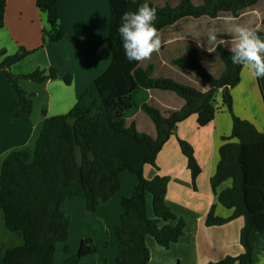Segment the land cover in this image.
<instances>
[{
	"label": "trees",
	"instance_id": "obj_1",
	"mask_svg": "<svg viewBox=\"0 0 264 264\" xmlns=\"http://www.w3.org/2000/svg\"><path fill=\"white\" fill-rule=\"evenodd\" d=\"M179 0L175 6L167 3L157 8L155 24L158 30L167 28L185 18L211 19L221 15L239 17L255 7L259 0ZM111 19L108 46L111 62L107 69L93 80L66 114L46 117L35 145L11 150L2 160L0 169V212L8 230L23 238V244L14 247L0 246V264H57L56 252L64 244L68 257L62 264H82L85 257L97 251L92 238H84L78 250L72 252L68 244L71 217L66 202L81 198L86 208L95 212L100 204L112 199L121 188V173L128 171L138 178L131 195L122 199L121 222L116 226V236L121 246L115 264H149L150 249L147 237L152 236L157 244L170 248L185 234L186 222L172 212L166 203L169 177L156 175L147 179L146 165L158 168L156 160L175 133L180 122L197 115L198 125L210 124L219 111L217 96L220 89L222 103L233 120L232 132L223 136L219 149V162L210 182L217 200L232 215L219 217L212 205L206 224L224 225L243 217L240 242L244 248L238 256H228L210 264H255L256 246L252 234H264V226L258 218L264 209L253 210L247 200V171L243 154L249 146L264 145V133L250 120L240 118L233 108L231 88L241 81L244 67L231 63V53L223 44L216 49L222 61L221 74L213 75L205 68L196 54L189 49L188 55L176 58L173 64L190 71L207 85L202 90L193 85L180 83L173 78L157 77L152 67L141 62H128L124 56L117 31L121 15L135 11L144 0H109ZM7 0H0V29L5 24ZM37 6L46 13L50 29L44 30V44L63 38L60 25L58 0H37ZM258 34L264 36V18ZM33 51L20 47L9 55L0 51V71L10 80L18 106L14 119L29 117L33 112V93L26 91L21 82L29 80L44 84L51 79L62 78L71 84L73 77H61L55 67L38 68L30 73L15 75L11 66ZM158 89L171 91L185 100L178 110L163 112L147 101V91ZM142 109L153 122L156 136L139 131L134 121L128 118ZM182 153L187 158L192 183L201 167L195 157L193 146L179 139ZM231 180L230 187L219 188ZM255 188L264 193V176ZM148 194L152 195L154 218L147 212ZM178 219V220H177ZM177 220L175 224L170 221ZM164 222L161 225V222ZM103 264H108L105 259Z\"/></svg>",
	"mask_w": 264,
	"mask_h": 264
},
{
	"label": "crops",
	"instance_id": "obj_2",
	"mask_svg": "<svg viewBox=\"0 0 264 264\" xmlns=\"http://www.w3.org/2000/svg\"><path fill=\"white\" fill-rule=\"evenodd\" d=\"M58 2L63 38L54 43L44 44L43 33L44 30L48 31L50 26L46 13L37 6V0H7L5 24L0 29V51L5 49L9 55L18 52L20 47L33 51L23 60L13 64L11 72L20 75L38 68L55 67L61 77L72 75L73 80L71 84H67L62 78L51 79L44 84L36 83L32 90L25 89L34 94L33 112L29 117L14 119L13 113L18 102L11 90L9 78L0 71V169L3 158L11 150L29 145L46 117L69 112L84 90L111 62L108 46L111 19L109 0H58ZM263 18L264 0H260L255 7L239 17L221 15L214 19L208 17L182 19L159 31L161 49L154 52L150 58L141 61V64L144 67H152L157 77L173 78L184 84H188L186 79L196 81L197 78L190 71L179 69L173 64L176 58L188 55L189 49L195 46L192 44L185 47L184 44L164 46L168 40L172 41V35L165 31L179 26L182 31L189 29L190 32L179 34L180 36L174 37L173 40L185 38L198 44L202 41L210 48L205 52L211 54L209 51H215L209 57L202 58L201 62L213 75L218 76L216 73L222 70V61L216 49L217 45L221 43L229 49L236 42V26L257 29ZM199 29L206 31L203 37L195 32ZM210 33L216 35V40H208ZM215 68L216 72H213ZM202 90H207L206 84ZM222 92L220 89L217 93L219 111L210 124L199 126L197 115L180 122L157 157L158 168L153 165L145 166L144 175L147 179H152L156 175L169 177L166 203L178 219L182 218L186 222L185 234L177 242L172 243L170 248L160 246L152 236L147 237L151 255L149 264H210L228 256H238L244 251L240 242L244 226L243 217L224 225L206 224L212 205H215L216 215L219 217H228L233 213L232 209L218 202L210 182L219 162V149L224 142L222 137L230 135L233 127L232 116L222 103ZM231 94L236 115L250 120L264 133V106L260 99L261 94L264 95V77L257 78L250 69L244 67L241 81L231 88ZM147 95V101L164 113L178 110L185 104L183 98L171 91L149 89ZM37 103L40 104L41 112L36 113ZM128 121H134L139 131L156 136L153 122L142 109L130 116ZM180 138L193 146L195 157L201 167L196 187L192 183L191 173L187 167V158L179 145ZM243 161L247 171V182L250 185L247 188L248 203L253 210L264 209V193L261 194L254 186L264 176V145L247 147ZM121 182L118 193L109 201L100 204L95 212L89 211L81 198L66 202V210L71 217L68 240L71 251L76 252L84 238H92L97 246V251L85 257L82 264H103L105 259L108 264H115L120 256L121 246L116 236V226L121 222L122 199L132 194L138 178L125 171L121 173ZM231 184L229 180L222 184L219 190L230 187ZM148 196V216L154 218L153 200L151 207L152 195ZM177 220L170 222L175 224ZM258 222L264 226V215L258 218ZM4 223V216L0 212V246L14 247L23 244V238L20 237L16 242L13 235L7 233ZM163 224L162 221L161 225ZM252 241L257 249L255 264H264V234L253 233ZM60 255L57 248L55 257L57 264H62L68 257L65 251ZM92 258H95L93 262L86 263Z\"/></svg>",
	"mask_w": 264,
	"mask_h": 264
},
{
	"label": "clouds",
	"instance_id": "obj_3",
	"mask_svg": "<svg viewBox=\"0 0 264 264\" xmlns=\"http://www.w3.org/2000/svg\"><path fill=\"white\" fill-rule=\"evenodd\" d=\"M157 8L144 0L135 11H125L120 17L117 29L120 44L128 62H141L159 52L162 41L159 30L154 23ZM235 44L231 45V63L247 67L257 78L264 77V36L258 34V29L244 26L235 27ZM216 35L210 33L208 40H216Z\"/></svg>",
	"mask_w": 264,
	"mask_h": 264
},
{
	"label": "rangeland",
	"instance_id": "obj_4",
	"mask_svg": "<svg viewBox=\"0 0 264 264\" xmlns=\"http://www.w3.org/2000/svg\"><path fill=\"white\" fill-rule=\"evenodd\" d=\"M178 1L179 0H153V2L155 3V4H157V5H159V6H163V5H165V4H167V3H169V4H171L172 6H175L177 3H178ZM260 1V0H259ZM194 2H199L198 0H194ZM222 16H227V15H222ZM203 21H208L207 19H203ZM176 27H177V29H176ZM176 27H174L173 29H170V30H168V31H165V32H167V33H170V35H172V41H170V40H168V43H164V46H166V47H168V46H171V45H176V44H184V47L185 46H187V45H189V44H192L193 46H195V47H192V48H190V49H195L196 50V54H198V56H199V58H200V60H202V58H205V57H209V55H211V54H213V53H215V51H209L211 54H209L208 52H205V50L207 49V50H210V48L206 45V44H204L202 41L198 44L196 41H193V42H191V41H188V40H186L185 38H183V39H181V38H179V39H177V40H173L174 39V37H176V36H178L179 34H182V33H188V32H190L189 31V29H185L184 31H182L183 29L181 28V27H179V26H176ZM177 31V32H176ZM179 32V33H178ZM196 33L198 32L200 35H201V37H203V34L206 32L205 30H203V29H199L198 31H195ZM161 35V34H160ZM164 35H165V33H164ZM180 36V35H179ZM162 37H163V35H162ZM196 46L199 48H196ZM206 50V51H207ZM200 52V53H199ZM187 56V55H186ZM202 63V62H201ZM202 65H203V63H202ZM204 66V65H203ZM213 72H216V68L215 69H213ZM217 74H221V70L220 71H217V73H216V75ZM186 81H187V83H188V85H193V86H195V87H197V88H200V89H203V87L205 86V83H204V81L203 80H201L200 78H197V80L196 81H191V80H188V79H186ZM27 82H29V84H27ZM21 85H22V87L24 88V89H26V90H32V88H34L35 87V85H36V83L35 82H32V81H22L21 82ZM260 89V88H259ZM261 92V91H260ZM264 95L263 94H261V101H263V106H264V97H263ZM259 99V100H260ZM36 113L37 112H39L40 111V104L39 103H37L36 104ZM41 112V111H40ZM63 114H66V113H63ZM41 128V127H40ZM40 128L35 132V137L33 138V140L29 143V145L28 146H33L34 147V145H35V140H36V138H37V136H38V134H39V131H40ZM199 158H200V156H199ZM148 197H151V195H149ZM151 207H152V197H151ZM153 210V209H152ZM153 215H154V213H153ZM5 224V223H4ZM6 231H8L7 233H11L12 235H13V237L16 239V242H17V239L19 240L20 239V236L19 235H17L15 232H10V230H8L7 228H6ZM13 238V239H14ZM63 244H60L59 246H58V250H59V255L61 254L62 255V253L64 252V248H63ZM60 255V256H61ZM99 256H101V254H99ZM94 259L95 258H92V259H90V260H87L86 261V263H88L89 261L90 262H93L94 261ZM89 264V263H88Z\"/></svg>",
	"mask_w": 264,
	"mask_h": 264
}]
</instances>
